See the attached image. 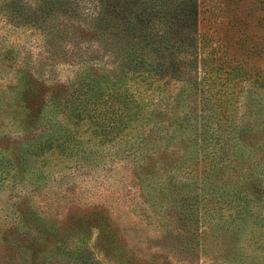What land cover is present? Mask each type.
Wrapping results in <instances>:
<instances>
[{
  "label": "rangeland",
  "instance_id": "374dc122",
  "mask_svg": "<svg viewBox=\"0 0 264 264\" xmlns=\"http://www.w3.org/2000/svg\"><path fill=\"white\" fill-rule=\"evenodd\" d=\"M217 4L203 0L200 28L223 44ZM99 8L98 0H0V155L14 160L25 140L63 124L74 132L69 150L15 160L0 178V264H264V204L261 223L240 235H206L176 199L196 191V71L121 82L126 24L100 21ZM89 71L133 96L118 104L106 92L96 107L106 121L52 113L49 99ZM247 173L235 177L249 196L259 186Z\"/></svg>",
  "mask_w": 264,
  "mask_h": 264
},
{
  "label": "trees",
  "instance_id": "16d2710c",
  "mask_svg": "<svg viewBox=\"0 0 264 264\" xmlns=\"http://www.w3.org/2000/svg\"><path fill=\"white\" fill-rule=\"evenodd\" d=\"M98 1L100 21L113 15L126 24L119 33L130 44L124 49L128 60L118 70L121 82L137 75L174 76L186 65L196 71L190 84L193 153L199 161L193 182L196 191L176 199L185 204L183 208L206 235L217 230L238 236L240 226L260 224L264 143L257 140V134L264 136V0H217L226 16L224 22L218 19L213 24L223 44L213 31L204 35L200 28L203 0ZM86 73L49 99L52 113L62 112L69 120H80V116L94 120L98 114L100 121H106L99 115L101 108H96L106 92L113 91L110 99L118 104L125 103L122 97L129 102L127 98L133 96L116 88V83H108L107 88L92 71ZM73 138L74 132L63 124L37 139L25 140L20 155L13 153L14 160L6 153L0 155V178L11 171L15 160L25 163L52 148L69 150ZM244 170L259 186L249 196L242 192L243 185L236 188L235 173L241 176ZM251 195L258 197L252 199Z\"/></svg>",
  "mask_w": 264,
  "mask_h": 264
}]
</instances>
